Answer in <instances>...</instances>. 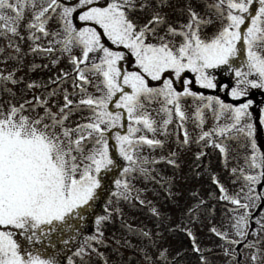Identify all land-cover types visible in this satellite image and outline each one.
<instances>
[{
  "label": "snow or ice",
  "instance_id": "1",
  "mask_svg": "<svg viewBox=\"0 0 264 264\" xmlns=\"http://www.w3.org/2000/svg\"><path fill=\"white\" fill-rule=\"evenodd\" d=\"M256 3L258 8H255ZM168 6L169 0H0V36L7 37L10 33L23 40L19 31L23 25L29 32L27 39L33 42L31 53L50 54L57 50L65 53L77 74L61 73L55 79L50 78L52 84L72 80L73 92L65 89L62 103L54 99L57 89L20 103L0 101V264H57L55 254L45 257L40 250L25 249L14 237L23 236L29 244L41 243L47 233L70 229L73 218L83 219L86 206H91L97 189L101 188L102 171L115 166L109 154L112 130L127 124L126 135L115 134L119 155L130 165L123 169L122 174L127 175L140 163L134 157L136 149L144 145L163 147L159 139L135 134L141 131L155 134L159 130L166 136L174 118L181 121L178 127L183 128L188 117L181 101L187 97L207 101L195 109L198 126L203 125L206 110H210L213 120L217 121L216 126L203 131L199 139L226 153L224 140L243 137L244 146L251 149V155L244 158L245 164L251 169H260L256 174L243 175L248 182V193L256 191L251 185L264 182V152L257 147L256 125L250 111L254 105L251 90H264V0H208L204 4L207 9L204 15L196 11L193 0H186L185 6L176 11L185 16L187 22L176 26L159 11ZM145 11L150 13L147 22L140 23L133 18L135 13ZM217 24L219 26L208 34V28ZM42 37H51L49 47L36 43ZM56 44L60 45L59 49L53 47ZM107 44L115 46L116 50ZM241 44L245 60L236 66ZM74 49L79 50V55L73 53ZM15 52H21L18 45ZM98 53H102L95 57L99 63L80 67L93 59L90 54ZM127 57L134 58L136 70H124L121 62ZM51 63L55 66L59 58ZM36 67L40 66H32ZM219 69L234 73L231 85H222L217 80ZM85 71L94 74L98 83L90 80ZM20 83L21 79L13 72L0 74V92L11 97H15V92L8 85ZM84 85H92L100 95L88 94ZM40 86L34 81L25 85L28 90ZM193 86L223 91L232 102L225 103L218 96L205 97L202 92L193 91ZM77 89L84 95L74 105L69 97L77 95ZM110 105L122 111L113 112ZM84 111L89 113L84 118L86 122L69 126L70 117ZM153 113L160 117L159 121ZM222 119L224 123H219ZM258 119L264 126V107L260 108ZM212 136L220 140H207ZM182 143H189L186 129ZM157 162L143 159V163ZM167 162L175 164L171 159ZM240 171L243 174V169ZM140 172L147 175L146 169L141 168ZM213 182L218 184L215 177ZM115 184L124 190L115 195L127 200L129 184L120 179ZM220 191L225 192L223 186ZM248 193L245 194L246 204L227 195L221 196L246 210L234 217L232 225L241 238L256 234L249 232L251 213L247 210L255 208L257 200L264 202V195ZM106 219L107 216L97 218L98 230ZM257 223L260 233H264V216ZM45 225L49 227L43 228ZM212 231L228 243H241L228 240L226 232L215 228ZM187 234L193 239L194 250L200 251L192 232ZM71 239L70 236L62 243L67 245ZM262 239L264 237L245 244L257 249L252 255L253 264L260 258L257 245ZM88 241L102 243L96 236L87 237L85 243ZM75 255L83 258L85 248L81 246ZM68 264H74L71 258ZM81 264H84L83 259Z\"/></svg>",
  "mask_w": 264,
  "mask_h": 264
},
{
  "label": "rangeland",
  "instance_id": "2",
  "mask_svg": "<svg viewBox=\"0 0 264 264\" xmlns=\"http://www.w3.org/2000/svg\"><path fill=\"white\" fill-rule=\"evenodd\" d=\"M65 2H69V0H65ZM71 2H75V0H71ZM206 2L208 0H193L196 11L200 12L201 15H204L207 11L204 7ZM185 4L186 0H169V6L159 11L167 17L169 23L176 26L178 23L187 22L186 17L181 16L176 11L178 8H183ZM257 6L259 7L258 3ZM133 18L138 19L140 23H145L150 19V13L148 11L137 12ZM76 23L79 24L80 22L76 21ZM218 26L217 24L209 27L207 33L211 34L214 27ZM50 27L54 29L55 25H50ZM163 30L161 28V32ZM19 31L24 36L23 40L19 37L11 36L10 33L7 37L0 36V74L7 75L9 72H13L16 78L22 81L16 87L11 84L8 85L13 88L15 97L0 92V101L12 100L13 103H20L25 99L30 100L32 96H44L47 91L57 89V96L54 99L62 103L64 90L67 89L69 93L73 90L72 80L68 78L60 84L49 83V80L50 78L55 79L61 73L75 76L76 72L69 63L68 55L58 50L50 54L31 53L30 47L33 46V42L27 39L29 32L23 25H21ZM36 34L38 36L41 35L40 33ZM50 39L51 37H42L36 43L41 47L47 48L49 47ZM10 40L14 41L11 45L9 43ZM16 45L21 49L19 54L15 52ZM106 46H110L113 50H116L115 46H111L110 44ZM53 47L59 49L60 45L56 44ZM73 53L79 55V50L74 49ZM100 55L102 53L90 54V57L93 59L90 60L88 65H84V68L85 66L90 67V64L93 62L99 63V59L95 57ZM17 56L19 57L18 59L15 58ZM57 58H59V63L53 66L51 61ZM133 59L132 57H127L125 61L121 62L124 70H136ZM241 62H243V58L239 54L236 66H239ZM45 64L48 67H43ZM33 65H39L40 67L33 69ZM229 74L234 73L217 70V80H221V78H225ZM85 75L94 83H98L97 77L91 72L85 71ZM33 81L39 83L41 86L28 90L25 85ZM22 84H24V87H21L23 86ZM84 87L87 89L88 94L94 96L100 95L92 85H84ZM193 87L199 89L196 86ZM200 90H204L205 92L213 91ZM219 93L222 95L221 100L223 98L230 99L225 92L220 91ZM78 95L80 96L74 95L69 97L73 100L74 105L84 94L79 93ZM263 96L264 90H251L250 98L253 99L254 105L250 111L253 112L252 122L255 125L260 108L264 107ZM206 102V100H194L192 97L182 100V109L188 119L183 122V128H181L178 127L181 121L178 118H174L173 122L167 127L166 136L161 134L159 130L155 134L146 131L135 134L137 137L146 135L150 139H159L163 142V147L149 148L147 145H144L134 151V157L140 161L135 166L136 170L130 171L127 175L121 174L118 178L122 182L126 181L130 186V190L127 193L129 198L127 200L123 199L122 196L115 195L124 191L123 188H117L115 184V191L105 208H103L104 211H100L101 214L96 216L93 223L82 224L78 219L73 218L71 221L72 227L66 230L81 233L82 241L79 247H77L76 252L81 246L85 248L83 258L76 256L75 252L72 253L70 258L74 264H81L82 259L84 264H239L236 261L235 244L222 240L212 229L215 228L221 233L226 232L228 240H245V244L264 237V233H260V225L257 223L264 216V209L254 214L253 217L250 216L249 224L253 229L249 228V232H255V235L241 238L236 235V229L232 227L235 223L234 217L242 215L246 210L238 208L230 200L221 199V196L227 195L239 199L241 203H248L245 194L248 193L249 186L248 182L243 179V175L256 174L259 169H251L245 164L244 158L251 155V149L250 146H244L245 140L243 137L235 140H224L222 143L226 147V153H221L218 148H214L210 143L199 139L203 131H210L217 124V121L212 118L211 111L206 110L204 123L198 126V122L195 119V109ZM110 110L113 112L122 111L116 109L114 105H110ZM88 115L87 111L74 113L70 117L69 126H74L75 123L86 122L84 118ZM153 115L158 121L160 120V117L156 116L155 113ZM219 123H224V120L222 119ZM185 129L189 136V143L187 144L182 143ZM117 132L126 135L127 124L123 128L113 129L109 139V145L113 144V147L109 146V154L113 158L114 164L120 160L121 162H127L119 155V146L115 141V134ZM258 133L264 136V131L260 130V126L256 125L255 140L257 141L256 137ZM217 139L218 137L215 136L207 138L209 141ZM259 142L260 147L264 149V138ZM172 153H175V155H171ZM197 156H199V159H197ZM144 158H147L149 161L154 160L158 162L143 163ZM168 159L175 161L174 165L171 164L173 171L171 173L166 171L165 174L162 173L160 176L159 171L162 170V164L167 162ZM204 160L213 163L215 167L213 169L209 167V171L208 168L206 171L205 169L200 170V161ZM115 166H110V170L114 169ZM141 168L147 170V175L141 174ZM185 169L191 175L194 173V176L189 180L184 178L183 173ZM233 169L237 171L233 172ZM241 169H243V174L240 171ZM102 172H109V170ZM214 177L218 181V190L214 188V184H211ZM160 180H162L164 188H166L164 182L168 181L173 187L177 188L171 190V188L159 189L154 187L155 182ZM220 186H223L225 189L224 193L220 191ZM255 186L251 185L254 188ZM254 193L248 194L255 196ZM153 209L156 210L155 213ZM190 209L193 211L190 212ZM254 209H248L247 211L252 214ZM100 216H107L108 219L101 222L98 230L96 220ZM42 227L48 228L49 226L45 225ZM14 231L19 232V230ZM188 231L192 232L195 237V245L200 251L194 250L193 239L187 234ZM145 233L147 235H144ZM19 236L17 235L14 238L25 249L32 247L33 244H29L23 236ZM90 236H96L98 240H102V243L88 241L86 244V238ZM60 237L61 232L59 234V230L47 233L42 238L43 242L35 244L37 250H40L44 254L48 252L54 253L57 247L58 249L63 248L62 242L59 243L61 241ZM88 245H91V247ZM257 248L260 250L257 253L260 258L256 260L255 264H264V239L257 245ZM256 251V248L244 246L242 248V263L253 264L252 255ZM161 253H164V255L161 256ZM65 264H68V261Z\"/></svg>",
  "mask_w": 264,
  "mask_h": 264
},
{
  "label": "trees",
  "instance_id": "3",
  "mask_svg": "<svg viewBox=\"0 0 264 264\" xmlns=\"http://www.w3.org/2000/svg\"><path fill=\"white\" fill-rule=\"evenodd\" d=\"M229 80H232V78H230ZM116 166H115V168L114 169H111V170H109V172H112V176H116V174H118L117 172H118V170H120L121 169V164H119V163H116L115 164ZM111 178V175L110 174H108V175H105V179H104V189L107 187V181L109 180ZM98 196H99V198L102 200V199H104L105 197V195H100V194H98ZM101 202V201H100ZM264 205V202H261L260 201V203H259V206H258V208H260L261 206H263ZM37 250V249H36ZM41 252V251H40ZM49 254L48 255H50V254H55V253H52V252H48ZM41 255L42 256H47V253H42L41 252ZM56 260H57V263H60V262H64L65 260H66V257L64 258L63 256H61V255H56Z\"/></svg>",
  "mask_w": 264,
  "mask_h": 264
}]
</instances>
